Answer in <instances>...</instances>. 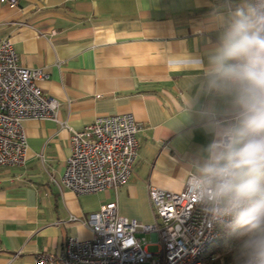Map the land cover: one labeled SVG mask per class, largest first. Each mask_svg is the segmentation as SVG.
I'll return each mask as SVG.
<instances>
[{
    "label": "crops",
    "instance_id": "obj_1",
    "mask_svg": "<svg viewBox=\"0 0 264 264\" xmlns=\"http://www.w3.org/2000/svg\"><path fill=\"white\" fill-rule=\"evenodd\" d=\"M240 6L242 0L0 2V43L11 40L23 66L43 70L48 78L39 85L59 102V122H23L25 164L0 168V264H37L39 254H60L70 238L91 240L82 221L110 202L121 216L154 224L150 188L183 192L212 139L204 126L232 118L228 100L215 94L199 99L207 115L188 109L202 75L188 61L217 46ZM113 115H131L141 127L132 176L118 190L77 196L63 183L70 130Z\"/></svg>",
    "mask_w": 264,
    "mask_h": 264
},
{
    "label": "built area",
    "instance_id": "obj_2",
    "mask_svg": "<svg viewBox=\"0 0 264 264\" xmlns=\"http://www.w3.org/2000/svg\"><path fill=\"white\" fill-rule=\"evenodd\" d=\"M0 2L18 5V0ZM47 78L43 70L20 63L11 40L1 41L0 168L25 164L28 140L24 121L59 122V102L39 85ZM140 131L131 115L99 117L82 130L71 129L65 186L77 196H84L118 190L127 184L139 156ZM149 195L154 224L121 216L116 202L107 203L82 221L93 233L91 240L70 238L60 254H39L37 264H207L203 255L210 245L222 231L236 226L232 217L216 218L204 211L203 204L193 201L187 183L181 193L151 187ZM70 220L81 222L73 216ZM139 234L153 236L151 244L157 245L159 251L149 253L145 238ZM216 259L212 256L213 261Z\"/></svg>",
    "mask_w": 264,
    "mask_h": 264
},
{
    "label": "clouds",
    "instance_id": "obj_3",
    "mask_svg": "<svg viewBox=\"0 0 264 264\" xmlns=\"http://www.w3.org/2000/svg\"><path fill=\"white\" fill-rule=\"evenodd\" d=\"M188 62L202 73L188 109L207 115L199 99L215 94L228 100L232 118L204 126L212 139L201 147L187 187L204 211L244 229L237 264H264V0H242L217 46Z\"/></svg>",
    "mask_w": 264,
    "mask_h": 264
},
{
    "label": "trees",
    "instance_id": "obj_4",
    "mask_svg": "<svg viewBox=\"0 0 264 264\" xmlns=\"http://www.w3.org/2000/svg\"><path fill=\"white\" fill-rule=\"evenodd\" d=\"M247 238L244 229L239 226L222 231L220 237L210 245L203 255L204 262L207 264L237 263V256ZM212 256H216L217 259L213 261Z\"/></svg>",
    "mask_w": 264,
    "mask_h": 264
},
{
    "label": "rangeland",
    "instance_id": "obj_5",
    "mask_svg": "<svg viewBox=\"0 0 264 264\" xmlns=\"http://www.w3.org/2000/svg\"><path fill=\"white\" fill-rule=\"evenodd\" d=\"M138 236L145 238L148 244V252L151 254H156L159 251V247L157 245L151 244V239L149 235L139 234Z\"/></svg>",
    "mask_w": 264,
    "mask_h": 264
}]
</instances>
